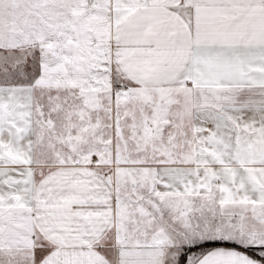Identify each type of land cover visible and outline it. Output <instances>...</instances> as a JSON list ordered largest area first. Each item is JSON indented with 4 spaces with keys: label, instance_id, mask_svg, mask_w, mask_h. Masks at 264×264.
<instances>
[{
    "label": "snow or ice",
    "instance_id": "obj_1",
    "mask_svg": "<svg viewBox=\"0 0 264 264\" xmlns=\"http://www.w3.org/2000/svg\"><path fill=\"white\" fill-rule=\"evenodd\" d=\"M0 264H264V0H0Z\"/></svg>",
    "mask_w": 264,
    "mask_h": 264
}]
</instances>
